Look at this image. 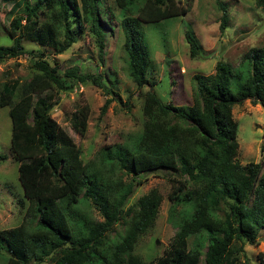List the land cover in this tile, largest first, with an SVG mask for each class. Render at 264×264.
I'll return each mask as SVG.
<instances>
[{"label": "trees", "instance_id": "trees-1", "mask_svg": "<svg viewBox=\"0 0 264 264\" xmlns=\"http://www.w3.org/2000/svg\"><path fill=\"white\" fill-rule=\"evenodd\" d=\"M1 1L22 7L9 27L12 44L0 46V62L26 55L33 65L29 81L0 86V108L9 107L10 151L17 163L21 203L28 204L30 215L27 224L0 231V258L5 264L45 260L50 264H245L240 260L244 244H257L264 229V166H242L236 160L238 125L232 109L249 100L264 112V47L244 54V70L218 61L213 74L195 75L190 106L162 102L155 91H147L141 109L143 126L133 148L108 158L118 162L121 175L122 170L132 175L117 194L104 190L108 185L102 176L90 170L72 137L50 117L56 104L51 103L53 97L72 91L76 83L90 82L105 96L116 93L101 74L83 72L79 65L60 74L58 66L44 60L42 53L27 51L22 45L29 40L62 53L78 36L89 34L102 63L106 38L99 12L101 0ZM112 1L122 12L119 28L128 76L138 89L152 87L154 82L147 78L152 58L141 23L184 16L189 8L180 0ZM254 2L264 7V0ZM227 22L223 8L221 31ZM184 36L191 57L196 56L194 37L187 30ZM111 101L105 100L101 114ZM88 118V106L71 115L70 126L80 137L85 135ZM159 171L176 176L168 177V199L179 225L163 256L144 262L134 254L135 246L153 227L161 196L152 189L128 209L124 206L134 183L140 184L136 178ZM80 201L89 202L102 221L79 217L76 205ZM177 207L185 209L177 211ZM121 219L128 225L124 234L110 238Z\"/></svg>", "mask_w": 264, "mask_h": 264}, {"label": "rangeland", "instance_id": "rangeland-1", "mask_svg": "<svg viewBox=\"0 0 264 264\" xmlns=\"http://www.w3.org/2000/svg\"><path fill=\"white\" fill-rule=\"evenodd\" d=\"M189 12L156 24L141 23L142 31L151 54L152 64L147 78L154 86L144 85L140 89L130 79L126 57L122 50L123 36L119 28L122 18L112 0H101L100 17L103 22L106 44L103 62L98 58L94 38L89 35L77 37V41L62 53L51 48H42L29 40L22 45L27 51H38L52 66H58L60 74L65 70L80 66V70L90 74H101L105 83L116 95L104 93L92 83L77 84L68 93H59L51 103L50 117L59 124L80 148L81 158L91 171H98L102 181L108 185L104 190L117 193L128 184L132 175L119 172L116 160L108 158L114 153L133 148L134 139L143 126L142 103L148 90L156 92L162 102L176 106H190L194 103L195 75L208 76L214 73L218 61L232 69L244 70L243 56L252 48L264 47V7H258L254 0H180ZM5 3L0 0V46L12 44L9 27L20 14L22 5ZM226 9L227 26L220 30L223 8ZM109 8L114 20L108 16ZM24 21H22V24ZM194 37L198 52L191 57L184 32ZM32 60L21 56L0 62V86L29 81L32 76ZM106 99L112 101L101 114ZM88 106L89 118L85 135L80 137L70 126L72 113L79 107ZM9 107L0 108V231L10 230L27 224L30 220L28 204L23 200L18 182L17 163L10 151L11 120ZM232 118L237 123L236 139L239 145L236 160L242 166L259 163L264 166V112L260 105L245 100L234 105ZM176 177L167 172L143 174L136 178L132 194L125 203L124 210L135 204L140 197L154 189L161 196V204L153 227L140 237L134 254L144 262H154L161 258L178 231L179 218L170 210L168 196L171 192L168 177ZM118 194V193H117ZM22 204V205H21ZM177 207V211L184 210ZM79 217L90 222H100L102 217L89 202L80 201L76 205ZM127 220V219H126ZM127 221H119L110 238L122 236ZM206 239V237H203ZM156 241L158 242L156 244ZM240 260L245 264H264V229L260 230L257 244H244ZM205 251V248L203 249ZM3 256L5 255L2 253ZM260 256V257H259ZM0 264H5L0 258ZM35 264H50L42 261Z\"/></svg>", "mask_w": 264, "mask_h": 264}, {"label": "water", "instance_id": "water-1", "mask_svg": "<svg viewBox=\"0 0 264 264\" xmlns=\"http://www.w3.org/2000/svg\"><path fill=\"white\" fill-rule=\"evenodd\" d=\"M158 242L156 241V244H157Z\"/></svg>", "mask_w": 264, "mask_h": 264}]
</instances>
